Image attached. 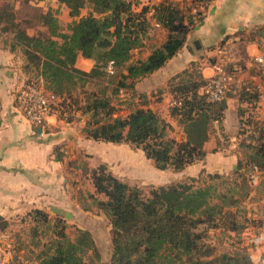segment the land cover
<instances>
[{
	"label": "trees",
	"instance_id": "1",
	"mask_svg": "<svg viewBox=\"0 0 264 264\" xmlns=\"http://www.w3.org/2000/svg\"><path fill=\"white\" fill-rule=\"evenodd\" d=\"M56 1L67 10L71 19L66 31L59 24L56 10L32 4L29 0H10L0 5V35H12L11 47H21L26 68L33 72L32 76L40 80L46 91L60 96L59 108L62 110L55 109L57 116L63 118L68 114L64 107H69L67 98H72L71 88L78 84L82 88L88 79L96 78L100 80L99 90L80 91L82 104L74 108L87 116L82 127L86 137L139 148L160 170L180 171L202 161L206 155L204 144L214 135L216 127H222L228 94L217 101L209 100L201 91L208 80L201 75L188 74L184 81L170 88L169 114L182 128L180 140L168 136L174 130L173 126L147 107L146 95H142L139 107L130 110L125 117L113 116L117 111L113 96L120 88L131 87L134 78L160 67L182 44L181 34L167 43L168 49L160 51L159 59L132 65L128 63L132 51L142 47L148 37L149 6L137 9L139 0ZM197 1L205 5L210 0ZM32 6L35 7V18L46 28L36 34H30L27 29L30 21L26 12ZM151 8L157 22L168 29L180 12L178 7L166 1ZM83 10H86L85 14H82ZM196 15L200 18L201 14L197 11ZM78 55L94 60V66L89 71L75 67ZM109 62L116 67L112 74L104 68ZM123 70L128 74H123ZM238 100L240 134L241 113L247 109L244 105L258 101L253 84H246L239 90ZM74 103L77 104V100ZM65 119L71 121L72 117ZM253 122L250 123L252 132L257 135L253 143L244 145V150L248 151L246 162L264 171V125ZM55 151L59 156L58 147ZM242 167V160L238 159L235 172ZM83 172L89 173L96 193L105 197L96 198L95 206L110 223L112 249L108 264H251L248 254L211 257L214 249L204 241L206 230L220 226L219 220L229 214L226 207L238 202L217 193L213 184L195 187V178L190 177L154 187L148 196H144L138 186L120 180L105 164L91 170L83 166ZM207 177L211 181L220 174L207 173ZM217 198L218 202L213 203ZM27 216L35 223L30 228V242L34 246L30 250L31 264H104L88 230L77 229V234L71 238L61 218L52 220L48 213L38 208L30 210ZM0 222H4L0 229L6 228L1 216ZM39 227L44 228L39 231ZM243 227L234 221L229 225L231 230Z\"/></svg>",
	"mask_w": 264,
	"mask_h": 264
},
{
	"label": "crops",
	"instance_id": "2",
	"mask_svg": "<svg viewBox=\"0 0 264 264\" xmlns=\"http://www.w3.org/2000/svg\"><path fill=\"white\" fill-rule=\"evenodd\" d=\"M164 1L139 0L137 9L143 5L152 9V13L147 15L150 29L144 45L132 51L128 63L139 65L149 59H159L160 51L165 52L167 43L179 33L183 42L160 67L134 78L131 87H122L119 92L123 96L128 92L146 95L149 100L147 107L174 128L181 129L178 133L180 140L183 137L182 128L169 114L171 86L184 81L188 74L195 76L197 73L208 80L216 73L215 65L222 58L225 59L226 67L233 72L229 90L225 93V96L228 94L227 107L221 129L216 127L214 135L204 144L206 155L202 161L180 171L165 170L172 171L179 178L184 176L179 181L195 177L203 169L219 173H224L223 170L233 171L238 158L234 151L230 152L229 148L233 145H226L221 138L224 134L233 140L238 133V92L246 85L244 80L252 79L253 56L264 52V0H210L203 10H199L201 15L197 19L187 10L191 0H169L180 11L173 23L181 22L184 25L180 31L164 27L154 17L152 5L157 6ZM82 14L85 12L82 11ZM170 32L171 36L168 37ZM12 44L11 34L0 35V216L7 220L38 208L48 214L69 217L79 229L91 233L94 229L91 222L98 221L94 218L95 214L106 216L97 207H87L82 202L88 195L99 199L105 197L96 193L89 173L83 172V166L91 170L105 164L116 176L111 164L117 171H129L131 153L139 156L143 151L134 148L137 152H132L127 143L96 141L86 137L82 127L87 117L77 112L71 121L51 114L46 127L38 131L23 116L19 107V95L28 83L31 72L26 68L21 47L12 48ZM133 54L141 57L132 62ZM94 64V60L78 55L75 67L89 71ZM122 72L128 74L126 70ZM82 89L87 90V85ZM261 106L264 107V95L257 107L264 114ZM173 132H169L168 136L173 137ZM6 232V228L0 229V264L10 262L12 240L6 238ZM93 239L102 255L95 236Z\"/></svg>",
	"mask_w": 264,
	"mask_h": 264
},
{
	"label": "rangeland",
	"instance_id": "3",
	"mask_svg": "<svg viewBox=\"0 0 264 264\" xmlns=\"http://www.w3.org/2000/svg\"><path fill=\"white\" fill-rule=\"evenodd\" d=\"M32 4H38L43 6L44 8H52L53 10L57 11V17L59 24L61 25V28L63 30H67L68 24L71 21L67 14V10L59 5L56 0H29ZM166 2H171L169 0H165ZM7 2H10V0H0V5L5 4ZM153 6V5H152ZM203 2H192L188 6V12H191L194 17L196 18L197 11L203 10ZM35 7L27 8L28 13V20L30 21L27 25V29L30 34H36L39 31H44L46 28L42 27L39 22L37 21V18H35L36 12L34 11ZM194 9V11H193ZM154 11V10H153ZM83 12H86V10H83ZM152 13V9H150L147 13V15H150ZM197 19V18H196ZM60 41V40H59ZM157 51V50H156ZM154 52V50H153ZM156 54V52H154ZM153 54V55H154ZM133 61L137 58H140L141 55L133 54ZM136 55V56H135ZM152 55V56H153ZM227 62L225 63V59H221V61L216 64V67H223L226 74L228 75L227 82V90L225 93L229 90V83H230V76L233 72L231 68L226 67ZM253 75L259 76V73L255 66H253ZM196 73V71H195ZM197 74V73H196ZM34 75L33 72H31L29 78L27 79L28 82H34L36 84H40V80L37 79V77L32 76ZM244 80V84H251L254 83L255 80L249 79ZM28 84V83H27ZM26 84V85H27ZM243 84V85H244ZM25 85V86H26ZM87 85V90H99L100 86L99 83L96 82L94 79H88L87 82L84 84ZM24 86V87H25ZM83 89L81 88L80 84H78L77 87L71 88V95L72 98H67V102L69 104V107H64L66 109L63 119L67 118L68 116L72 117V120L74 119V114L79 113L74 108H77V106H80L82 104L83 95L80 94V91ZM255 92H257L255 90ZM224 93V95H225ZM158 94V93H157ZM264 95V93H263ZM75 96V97H74ZM126 98V99H124ZM142 94H137L135 92H128V95L123 96L121 95V92H119L117 95L113 96L112 101L115 104V107L117 111L113 113V116H120L125 117L128 112L136 107H139L140 103L142 102ZM74 100H77V104L74 103ZM260 99L258 98V101L255 104L252 105H244L247 109L244 108V111L241 113V123H240V134H236L235 138L233 140H229L225 135H222V141L225 142L226 145H233V147L229 148L230 152H233L236 154L238 159L242 160L243 167L240 171L235 172L236 165L234 167L233 171L225 172L226 170H223L224 173L220 174L219 178H215L213 180H209L207 177V173L215 174L216 171L208 172L206 169H203L200 174L195 176L194 186H203L207 183H211L214 185V189L217 193H222L227 195L229 198H233L238 200L237 203L231 205L230 207H226L229 214H225L219 222L221 223L220 226L215 228H207L206 230V236L204 238V241L214 249L213 256H219L222 254H229V255H236V254H248L249 256L256 250V246L253 243V239L259 235L264 234V171L258 170L255 171L254 167L249 165L250 163L246 162V152L247 150H244V145L253 143V138L257 135H255V132H252V127L250 123L258 122L259 126L264 125V114L260 113V111L257 109L258 102ZM60 104V103H59ZM59 104L56 106L57 110L59 108ZM75 104V105H74ZM262 109L264 107L261 106ZM62 108H59V111H61ZM70 110V111H69ZM70 112V113H69ZM82 115V114H81ZM66 116V117H65ZM86 116V115H85ZM87 117V116H86ZM87 120V118H86ZM253 122V123H254ZM174 128V127H173ZM180 128H174V134L172 136L178 140V133L180 132ZM229 137V136H228ZM225 138V139H224ZM132 152H137L133 147H131ZM215 150V149H214ZM59 152V151H58ZM139 152V151H138ZM57 154V152H56ZM129 161L130 168L129 171H123V170H116L111 164V167L114 169L113 171L116 173L117 178L121 179L124 182L129 183L130 185H136L138 186L144 196L149 195V191L157 187L159 185H167L170 183H173L175 181H179L184 176L177 177L176 174L172 173L170 170H164V171H157L154 163L151 159H148L145 157V155L142 153V155L136 156L131 153ZM135 160H138L136 164H134ZM217 160H215V163ZM252 174H258L257 182L253 183L251 179ZM184 181L186 178L183 179ZM182 180V181H183ZM99 199L97 196L88 195L86 198H84V201L82 204L87 207H95V199ZM218 202V198L213 200V203ZM91 207V208H92ZM52 220H55V218H61L65 225H66V233L69 237L74 238L77 234V229H79L73 221L70 220L69 217H65L63 215H53L48 214ZM94 217L95 220H98L96 223H92V227L94 229L92 230L91 234L92 237L95 236L96 242L99 246V249L101 250L100 259L101 262L104 264L109 263V257L111 254L112 244H111V236L109 233L110 223L109 220L106 217H103L100 214H95ZM99 216V218H98ZM237 222L238 224H243L244 227L238 230H231L229 228V225L231 222ZM6 222V238L11 239V254L9 263L10 264H31L33 255L30 253L31 248H34V246L31 244L30 239V228L33 223L31 221V218H29L26 214L23 215H16L11 216ZM4 222H0V226L3 225ZM89 225V224H88ZM91 226V224H90ZM44 227H39V231L42 230ZM200 228H205L204 226H201ZM3 230V229H2ZM94 235V236H93ZM42 240H44V237H42ZM6 247V245H5ZM19 247V249H17ZM36 250V249H34Z\"/></svg>",
	"mask_w": 264,
	"mask_h": 264
},
{
	"label": "built area",
	"instance_id": "4",
	"mask_svg": "<svg viewBox=\"0 0 264 264\" xmlns=\"http://www.w3.org/2000/svg\"><path fill=\"white\" fill-rule=\"evenodd\" d=\"M200 2V1H195ZM194 11V9H193ZM253 66L257 69L259 76H252L255 80L254 89L257 91L258 98L261 99L264 93V52L253 56ZM105 70L112 74L116 67L109 62ZM228 75L223 67H217L216 73L208 79L207 83L201 88V91L207 94L209 100L217 101L224 97L227 90ZM19 107L23 116L36 128L41 130L46 127L47 118L51 114H56V106L61 102L60 96L46 91L40 84L29 82L19 95ZM257 172V168L254 166ZM258 174H252L253 183L257 182ZM256 250L249 256L251 264H264V234H259L253 239Z\"/></svg>",
	"mask_w": 264,
	"mask_h": 264
},
{
	"label": "water",
	"instance_id": "5",
	"mask_svg": "<svg viewBox=\"0 0 264 264\" xmlns=\"http://www.w3.org/2000/svg\"><path fill=\"white\" fill-rule=\"evenodd\" d=\"M182 19V16L180 17V20ZM184 28V25L181 23V22H179V23H177V24H173L172 25V27H171V30H173V31H180V30H182ZM171 36V32L168 34V37H170ZM166 48H167V46H166ZM41 129L40 128H38V131H40Z\"/></svg>",
	"mask_w": 264,
	"mask_h": 264
}]
</instances>
